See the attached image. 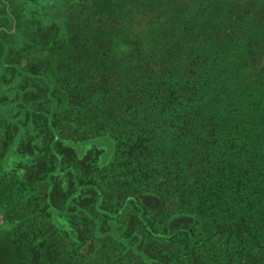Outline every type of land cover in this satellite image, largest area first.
<instances>
[{"label": "trees", "instance_id": "obj_1", "mask_svg": "<svg viewBox=\"0 0 264 264\" xmlns=\"http://www.w3.org/2000/svg\"><path fill=\"white\" fill-rule=\"evenodd\" d=\"M263 52L264 0H0V264H264Z\"/></svg>", "mask_w": 264, "mask_h": 264}, {"label": "rangeland", "instance_id": "obj_2", "mask_svg": "<svg viewBox=\"0 0 264 264\" xmlns=\"http://www.w3.org/2000/svg\"><path fill=\"white\" fill-rule=\"evenodd\" d=\"M81 10V15L79 17V21L77 20L75 22V24L77 23H81L82 20L87 19V16L89 15H93V18L95 17L94 15V10H91L90 13L88 12V10H84L83 7ZM261 52L259 51V54ZM43 56V54L37 53L34 55V57L36 58H41ZM262 56L264 58V52L262 53ZM91 144L88 145H84V148L82 150H85L87 147V150L92 152L94 155L98 154V158L96 159L97 164L99 166H104V165H108L111 161L112 155H113V151H114V143L111 139H109L107 136L98 138V139H94L92 142H90ZM76 148V150L78 151L79 147L78 146H74ZM78 153L81 155L82 153L80 151H78ZM57 223L59 224V226L67 233V235H69L72 240H76L77 237V233L74 231V229L72 228V226L70 224H68L67 220L64 217H58L57 218ZM4 224V218L3 216L0 214V226H2ZM69 237V238H70ZM70 238V239H71ZM107 242L102 243L101 245H106ZM99 247V246H98ZM87 249L84 248L82 250V254H86L84 257V264H99L101 261V258L99 260V262H96V257L97 255H95V258H93L92 260L89 259L88 254L86 253ZM82 264V263H81Z\"/></svg>", "mask_w": 264, "mask_h": 264}]
</instances>
